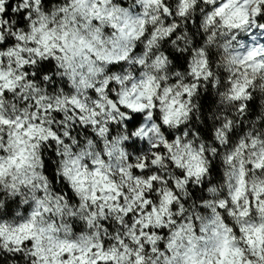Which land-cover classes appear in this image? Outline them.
<instances>
[{"label": "clouds", "instance_id": "1", "mask_svg": "<svg viewBox=\"0 0 264 264\" xmlns=\"http://www.w3.org/2000/svg\"><path fill=\"white\" fill-rule=\"evenodd\" d=\"M0 264H264V0H0Z\"/></svg>", "mask_w": 264, "mask_h": 264}, {"label": "trees", "instance_id": "2", "mask_svg": "<svg viewBox=\"0 0 264 264\" xmlns=\"http://www.w3.org/2000/svg\"><path fill=\"white\" fill-rule=\"evenodd\" d=\"M177 62L179 63V58L178 57H177ZM204 102H205V105L207 106V104L210 102V98L206 97ZM135 122L138 123L139 122V118H137V120ZM216 172H217V175H219L218 168L216 169Z\"/></svg>", "mask_w": 264, "mask_h": 264}]
</instances>
